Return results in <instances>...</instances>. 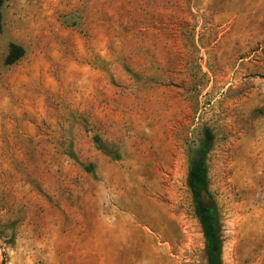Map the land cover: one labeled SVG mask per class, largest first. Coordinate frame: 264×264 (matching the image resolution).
I'll return each instance as SVG.
<instances>
[{
  "label": "rangeland",
  "instance_id": "rangeland-1",
  "mask_svg": "<svg viewBox=\"0 0 264 264\" xmlns=\"http://www.w3.org/2000/svg\"><path fill=\"white\" fill-rule=\"evenodd\" d=\"M1 13L0 264H205L203 140L222 264H264V0Z\"/></svg>",
  "mask_w": 264,
  "mask_h": 264
},
{
  "label": "trees",
  "instance_id": "trees-1",
  "mask_svg": "<svg viewBox=\"0 0 264 264\" xmlns=\"http://www.w3.org/2000/svg\"><path fill=\"white\" fill-rule=\"evenodd\" d=\"M3 0H0V28L2 26ZM22 56L21 49L10 45L6 63L12 64ZM210 148V141L203 140L198 149L190 155L187 186L191 194L195 215L200 224L204 238L203 256L205 264H222V234L215 206L208 201V169L206 154Z\"/></svg>",
  "mask_w": 264,
  "mask_h": 264
}]
</instances>
